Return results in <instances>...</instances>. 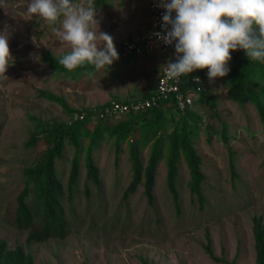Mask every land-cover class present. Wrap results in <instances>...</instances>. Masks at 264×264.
I'll use <instances>...</instances> for the list:
<instances>
[{
	"label": "rangeland",
	"instance_id": "rangeland-1",
	"mask_svg": "<svg viewBox=\"0 0 264 264\" xmlns=\"http://www.w3.org/2000/svg\"><path fill=\"white\" fill-rule=\"evenodd\" d=\"M147 4L95 0L99 30L110 34L117 47L147 28ZM26 6L27 0H0V30L7 27L10 32L13 61L4 74L7 78L0 76V240L11 252L10 259L18 256L21 264H256L254 225L264 226V126L252 102L229 97L227 75L203 88L216 98L215 113L198 102L183 112L166 104L161 106L158 129H148L151 112H140L88 119L78 132L77 149L65 138L53 163L63 233L52 231L42 241L26 243L31 227L14 224L16 200L29 185L26 200L33 227L41 226L24 168L35 165L49 147L42 139L26 144L35 131L34 120L73 121L72 112L67 114L52 97L72 108L141 97L153 89L160 70L175 60V49H159L106 70L84 62L69 74L57 72L46 57L60 60L71 50L53 32L60 21L53 25L36 15L29 18ZM183 113L195 133L193 147L202 175L199 194L191 189L181 151L175 195L168 185L169 135L181 124ZM221 121L227 125V143L220 136ZM98 122L103 132L90 152V166L89 141ZM120 124L128 131L118 141L111 132ZM158 141L162 147L149 195L146 173L152 144Z\"/></svg>",
	"mask_w": 264,
	"mask_h": 264
},
{
	"label": "clouds",
	"instance_id": "clouds-1",
	"mask_svg": "<svg viewBox=\"0 0 264 264\" xmlns=\"http://www.w3.org/2000/svg\"><path fill=\"white\" fill-rule=\"evenodd\" d=\"M158 6L164 12L155 36L175 49L174 62L167 63L170 79L205 68L210 82L224 77L230 71L231 51L237 49L250 60H264V0H158ZM26 12L49 24L60 21L53 32L70 46L59 61L66 69L88 62L106 70L119 59L113 37L99 30L95 0H27ZM9 39L8 28L0 30V76L5 78L13 62Z\"/></svg>",
	"mask_w": 264,
	"mask_h": 264
},
{
	"label": "trees",
	"instance_id": "trees-1",
	"mask_svg": "<svg viewBox=\"0 0 264 264\" xmlns=\"http://www.w3.org/2000/svg\"><path fill=\"white\" fill-rule=\"evenodd\" d=\"M120 44V43H119ZM118 44V46H119ZM231 51V50H230ZM134 57H129L131 59ZM50 62L51 66L57 72H62L64 74H69L73 70L66 69L63 65L59 63L60 60L53 57H46ZM123 61V60H122ZM118 63V62H117ZM81 65L76 67L79 69ZM201 69L194 70L192 73L187 74L189 78L198 73ZM186 76V77H187ZM227 83L229 85V97L238 102L249 101L252 102L259 113L261 122L264 126V63L257 61L254 63L253 60H250L244 50L237 49L231 51V65L230 71L227 74ZM188 84H191L190 81ZM151 92H147L144 96L129 98V99H120L113 98L121 102H129L132 99H139L147 97ZM57 101L62 109L70 114L74 111L85 112V115L82 119H76L70 121L69 123H58L50 122L47 120L35 119V131L30 135V138L26 142L28 146L35 144L38 140L42 139L46 144L49 145L47 150L42 154L41 158L35 165L24 168V173L27 176L28 183L32 184L34 200L38 209V213L41 215V226L33 227V216L28 206L26 197L30 191L29 185H27L19 195L16 200V207L14 210V224L21 229L26 227H31L26 243L31 241H42L51 235L52 231L57 232L62 235L64 221L61 216V206L54 196V186L56 185L54 177L53 163L54 160L61 155V150L63 147V140L68 138L71 145L77 149L78 147V132L81 127H83L92 117L98 118V120L114 117V116H105L99 117L97 110L103 108L109 104V101L99 105L98 108H72L68 106L62 98L52 97ZM198 103H203L209 107L212 112H216V98L209 91L200 90L199 97L195 101ZM194 102V103H195ZM193 103V104H194ZM166 104H172L171 100L161 101L157 106L145 109L139 112H129L126 114H135L140 112H151L153 115L149 118L148 129H158L161 126L162 119V109L161 106ZM169 105V106H170ZM184 109L185 111L188 109ZM183 110V111H184ZM179 112H183L178 110ZM181 124L178 125L169 135V144H168V156L166 158V163L168 167V185L172 190L173 194H176L175 190V179L177 175V164L179 152L181 151L186 158L190 173H191V189L194 192L200 193V182L202 181V175L199 170V157L196 154V150L193 147V138H194V128L189 126L186 122L185 114L181 115ZM222 128L220 136L222 141L225 143L229 140V134L227 130V125L224 121H221ZM143 127V126H142ZM128 126L125 124L118 125L113 128L111 133H114L118 136V141L122 140V135L126 133ZM103 132V126L100 122L95 125L94 132L89 141V151H88V165H92L91 161V150L96 146L98 140L100 139ZM142 132L143 129H142ZM161 142L158 141L152 144L151 150V161L150 166L147 169L146 173V190L150 195V188L152 183V171L159 158L161 151ZM92 169V167H91ZM136 180L139 177V169L137 170ZM77 176V155L74 157L72 162V168L70 172V179L73 182ZM254 239H255V250H256V264H264V226L259 222H256L254 225ZM11 252L5 249V243L3 240H0V263L2 264H21L20 258L17 256L15 260H11Z\"/></svg>",
	"mask_w": 264,
	"mask_h": 264
},
{
	"label": "built area",
	"instance_id": "built-area-1",
	"mask_svg": "<svg viewBox=\"0 0 264 264\" xmlns=\"http://www.w3.org/2000/svg\"><path fill=\"white\" fill-rule=\"evenodd\" d=\"M149 23L147 28L139 35L125 38L116 47L119 59L114 63L129 57L139 56L143 53H151L159 49H174V45H165L158 40L155 33L161 31V17L164 9L158 6V0H148ZM175 16V13H173ZM168 68L164 66L155 81V86L147 97L132 99L129 102H121L111 99L109 104L97 110L99 117L118 116L129 112H139L157 106L161 101L171 100L177 110L183 111L191 107L199 97V91L203 90L208 69H201L197 74L189 78L187 74L179 78L170 79L167 75ZM187 76V77H186ZM197 77L199 81H197ZM190 81L191 84H188ZM85 112L74 111L72 120L82 119Z\"/></svg>",
	"mask_w": 264,
	"mask_h": 264
},
{
	"label": "crops",
	"instance_id": "crops-1",
	"mask_svg": "<svg viewBox=\"0 0 264 264\" xmlns=\"http://www.w3.org/2000/svg\"><path fill=\"white\" fill-rule=\"evenodd\" d=\"M166 66H167V64H166Z\"/></svg>",
	"mask_w": 264,
	"mask_h": 264
}]
</instances>
